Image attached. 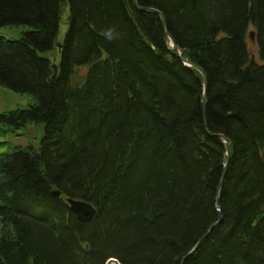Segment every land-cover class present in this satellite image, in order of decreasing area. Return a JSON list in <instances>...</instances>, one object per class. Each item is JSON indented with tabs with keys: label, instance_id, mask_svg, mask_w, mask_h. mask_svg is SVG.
Masks as SVG:
<instances>
[{
	"label": "trees",
	"instance_id": "16d2710c",
	"mask_svg": "<svg viewBox=\"0 0 264 264\" xmlns=\"http://www.w3.org/2000/svg\"><path fill=\"white\" fill-rule=\"evenodd\" d=\"M133 1L0 0L26 30L0 37V86L33 102L0 113V264H179L217 197L183 264H264V0H136L204 72L207 132L201 74Z\"/></svg>",
	"mask_w": 264,
	"mask_h": 264
},
{
	"label": "water",
	"instance_id": "95a60500",
	"mask_svg": "<svg viewBox=\"0 0 264 264\" xmlns=\"http://www.w3.org/2000/svg\"><path fill=\"white\" fill-rule=\"evenodd\" d=\"M134 5L136 7L137 10L143 11V12H150V13H154L157 14L159 16L162 28L164 30V39L166 41V43L169 45V43L171 44L170 47L172 49V53L177 57V59L185 66L187 67H191L193 69H195L196 71H198L201 76H202V80H203V85H204V92H203V97H202V102H201V106H202V116H203V125H204V129L207 132L206 126H207V116H206V107H207V78L204 74V72L197 66H195L194 64H191L190 62H188L186 59L182 58L181 53L182 51L176 46L174 40L166 33V20L163 16V14L157 10L151 9V8H143V7H139L137 5L136 0L133 1ZM250 39L253 41V36L252 33L250 34ZM60 44H57L56 47L60 48ZM54 74L57 73V66H54ZM212 137H216L219 139V141L222 143L224 151H225V156H226V161L219 179V183L217 186V193H219V191L222 189L223 184H224V180H225V176L227 173V168L229 165V161L231 158V152H230V147L229 145L225 142V138L221 135V134H217V135H213L211 134ZM38 157H34L32 158L33 161L37 160ZM60 195V193L58 191L53 192V196L54 197H58ZM66 203L69 205L70 211L74 214L75 218L77 221L79 222H89L91 221L95 216H96V210L95 208L88 202L85 201H81V200H74V199H66ZM216 209L218 211V213L220 214V203H219V199L217 198L216 200ZM218 225L217 223H214L213 225H211V227L209 228L207 234L205 236H203L202 238H200V240L197 242V244L195 245V247L193 248V250L186 256L183 258V260L181 261L180 264H183L184 260L191 254L193 253L201 244V242L207 237V235ZM106 264H120L118 263L117 260L115 259H110L109 261H107Z\"/></svg>",
	"mask_w": 264,
	"mask_h": 264
},
{
	"label": "rangeland",
	"instance_id": "374dc122",
	"mask_svg": "<svg viewBox=\"0 0 264 264\" xmlns=\"http://www.w3.org/2000/svg\"><path fill=\"white\" fill-rule=\"evenodd\" d=\"M68 15H69V7L68 5H64L62 8V15L59 25L58 43H61L63 41L65 37V33L67 32ZM25 31H26L25 28L14 27V26L0 28V37H4L10 40H17L21 37L22 33ZM52 53H53L52 51L47 52L46 54H44V56L47 59H52ZM32 103L33 102L30 100L28 96L17 94L4 86H0V113L11 111L18 107L25 108L28 105H31ZM42 134H43V128L41 125H35V126L28 125L21 137H11L9 141L14 145H18L22 147L28 145L36 146Z\"/></svg>",
	"mask_w": 264,
	"mask_h": 264
},
{
	"label": "bare ground",
	"instance_id": "6f19581e",
	"mask_svg": "<svg viewBox=\"0 0 264 264\" xmlns=\"http://www.w3.org/2000/svg\"><path fill=\"white\" fill-rule=\"evenodd\" d=\"M170 45H171V44L169 43V46H170ZM225 166H226V165H225ZM225 166H224V167H225ZM217 198H218V197H217ZM217 198H216V200H217ZM218 199H219V198H218ZM220 220H221V214H218V220H217L215 223L218 222V224H219ZM212 225H213V224H212ZM210 227H211V226H210ZM210 227H209V228H210ZM208 230H209V229H208ZM207 232H208V231H207ZM206 234H207V233H206ZM206 234H205V235H206ZM205 235H204V236H205ZM202 237H203V236H202ZM202 237H201V238H202ZM199 240H200V239H199ZM199 240H198V241H199ZM198 241H197V242H198ZM197 242H196V244H197ZM202 242H203V241H202ZM202 242H201V243H202ZM196 244H195V245H196ZM199 246H200V245H199ZM194 247H195V246H194ZM194 247H193V248H194ZM193 248L190 250V252L193 250ZM190 252H188L187 255H188ZM187 255H186V256H187ZM181 261H182V260H181ZM181 261H180V263H181ZM180 263H179V264H180Z\"/></svg>",
	"mask_w": 264,
	"mask_h": 264
}]
</instances>
